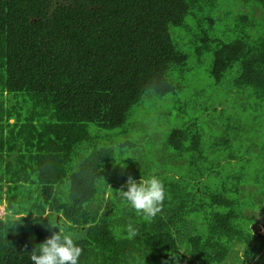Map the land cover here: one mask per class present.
Returning a JSON list of instances; mask_svg holds the SVG:
<instances>
[{
  "label": "trees",
  "instance_id": "16d2710c",
  "mask_svg": "<svg viewBox=\"0 0 264 264\" xmlns=\"http://www.w3.org/2000/svg\"><path fill=\"white\" fill-rule=\"evenodd\" d=\"M230 1L247 12L232 19L242 33L225 42L197 40L210 0H0V264H32L35 246L58 231L49 222L73 233L82 248L79 264H223L236 245L243 247V264H264V236L251 229L258 220L250 214L264 210L241 187L250 160L224 153L210 161L207 150H225L230 142L205 148L199 119L167 135L168 148L189 164L186 175L164 182L166 198L154 218L123 199L122 213L114 214L121 198L114 186L118 198L108 207L95 201L96 180L112 170L113 156L88 124L124 127L147 89L177 96L169 72L185 77L189 56L201 62L210 53L209 78L215 85L226 80L239 105L250 96L264 101V0ZM171 28L180 37L192 34L186 46L174 47ZM233 159L241 171L211 188L210 179L233 168ZM137 172L132 177L139 180ZM32 183L39 185L38 200L13 195ZM129 224L138 230L133 239Z\"/></svg>",
  "mask_w": 264,
  "mask_h": 264
},
{
  "label": "rangeland",
  "instance_id": "374dc122",
  "mask_svg": "<svg viewBox=\"0 0 264 264\" xmlns=\"http://www.w3.org/2000/svg\"><path fill=\"white\" fill-rule=\"evenodd\" d=\"M227 1L225 0V3L223 0H210V4L205 7L206 12L202 15L207 25L197 32L198 41L200 37L207 35L209 38L215 36L226 42L232 39L230 36H235L234 31L237 35L242 33V29L237 28L232 19L239 12L241 14L247 12V7L239 9L231 1L227 4ZM217 3L219 6H216ZM218 17L222 20L217 21L211 27L210 19ZM259 23L262 24V18L257 20V24ZM179 34V29H170L174 47L179 45L178 47L181 48L186 46V40L188 41L192 34L186 37H184L185 34L181 37ZM189 54L197 55L195 51H190ZM203 55L201 62L192 60L193 56L188 57L192 62H190L191 68L184 75L185 77H179L176 69H171L169 72L170 81L179 85L177 96L173 97L172 94L160 96L147 89L141 100L133 106L124 127L100 130L88 124L89 133L96 134L97 144L110 148L113 156L112 170L110 167L103 169L96 180V202L103 201L102 205L106 203L108 207V202L118 198L119 193L116 191H120L126 185L124 178L132 176L137 171L138 177L142 178L156 174L168 185L174 183L173 178H178L177 175H186L189 161L168 148L166 139L171 130L183 128L190 119L196 118L200 122L202 144L205 148L212 143H219L221 139L230 142L229 148L225 150L216 149L215 152L207 150L210 161L224 153H233L235 158L244 156L249 158L250 164L244 169L246 175L242 174L241 177V187L244 188L242 194L253 200L257 210H264V101H256L252 98L253 96H250L243 99L246 101L245 107L239 105L236 93L231 92L226 80L222 84L215 85L209 78L208 66L211 63V54L205 52ZM189 100L193 101V105L188 104ZM126 142L132 146L122 145ZM78 157L79 155L73 157L71 171L75 169ZM233 161V168L225 169L221 176L210 179L211 188H216L217 185L223 183L228 172L241 171L242 167L237 159ZM108 177L111 180L109 185ZM121 179L123 182L120 183ZM231 184L229 181L228 185L231 186ZM107 185L104 194L101 193L103 186ZM112 186L117 190L114 191ZM38 190L39 185L32 183L26 185V190L15 192L13 195H16L17 199L22 196L20 199L23 201H34L39 198ZM117 202L118 205L115 202L112 205L114 214L122 213V198H118ZM4 208L5 203L1 202V217L4 215ZM249 211V208L245 209V213ZM250 214L258 220L255 225L251 226V229L264 236V213L260 214L258 210ZM61 225L67 227L64 223ZM68 232L73 234L71 231ZM115 233H118L116 229ZM242 256L243 247L236 245L223 264H243Z\"/></svg>",
  "mask_w": 264,
  "mask_h": 264
},
{
  "label": "clouds",
  "instance_id": "9594fccd",
  "mask_svg": "<svg viewBox=\"0 0 264 264\" xmlns=\"http://www.w3.org/2000/svg\"><path fill=\"white\" fill-rule=\"evenodd\" d=\"M120 196L135 212L151 219L160 213L166 198V189L163 180L156 174L141 177L139 180L129 175L126 179V190L122 187ZM8 215L13 214L9 212ZM13 218L15 219L14 216ZM49 227L58 231L52 232L44 242L35 246L30 256L32 264H79L82 248L76 238L61 226L49 222ZM137 235L138 230L129 224L127 238L133 239ZM164 264H168V261H164Z\"/></svg>",
  "mask_w": 264,
  "mask_h": 264
}]
</instances>
